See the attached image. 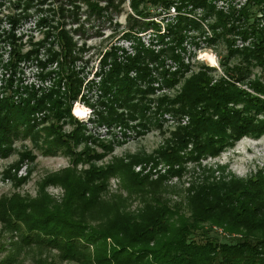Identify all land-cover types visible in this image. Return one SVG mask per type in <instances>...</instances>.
<instances>
[{
  "label": "trees",
  "instance_id": "trees-1",
  "mask_svg": "<svg viewBox=\"0 0 264 264\" xmlns=\"http://www.w3.org/2000/svg\"><path fill=\"white\" fill-rule=\"evenodd\" d=\"M11 1L26 18L32 0ZM64 1L74 10L77 8L75 0ZM82 1L87 14L96 18L103 9H115L123 2L117 0L113 6V0ZM100 1H104L101 7L97 5ZM213 1L178 0L175 10L192 13L194 20L175 14L171 21L163 19V33L158 34L157 23L143 22L149 15L145 8L164 11L170 2L128 0L127 8L132 13L126 20H141L144 28L154 31L157 43L164 45L153 53L133 33L124 32L122 38L135 40L132 56L125 55L120 47L105 51L99 61V73L106 63L108 68L100 76L98 90L110 97L106 101L95 98L102 110L94 113L98 122L106 125L126 126L127 121L133 122L130 130L140 136L152 126L160 130L158 117L164 113L176 122L171 131L165 129L166 136L150 153L139 151L111 157L106 162L101 160L111 152L110 143L84 136L81 125L75 124L68 114L79 80L65 66L74 58L69 54L74 43L66 29L53 23L52 18H34V27L46 25L47 21L52 24L47 23L40 40L31 43L28 37L29 48L21 52V35L15 33L13 26L19 17L7 16L9 26L0 34V45L6 48V61L1 67L9 66L13 73L16 63L34 58L38 51H43L49 62L58 57L61 61L56 64L58 73L53 80L57 88H51L46 95L35 98L26 93L17 104L11 97L0 99V159L9 154L17 134L31 135L35 142L40 131L44 145L41 154L52 157L57 153L68 159L65 167L42 175L35 182L32 196L15 191L31 173L27 167L25 176L15 177V171L35 159L27 148L18 151L17 160L0 172L1 180L6 179L13 189L0 195V232L8 238L7 245L1 246L6 249H2L0 264H17L15 256L28 258L29 264H264V165L254 168L245 178L226 172L222 175L225 166L200 169L199 175L182 187L181 199L175 202H170L166 195L169 189L164 186L168 177L180 178L185 163L199 167L198 160L216 157L238 139L264 136V22L259 21H264V0H243L239 7L230 4L226 9L215 8ZM37 2V13L44 10L46 14L63 16V3L51 8V3ZM194 9L200 13L196 15ZM202 25L210 39L204 35ZM189 31L195 36L188 35ZM48 36L52 40L47 43ZM163 36L169 39L167 43ZM201 37L208 43L217 39L222 42L225 55L219 62V76L213 77L212 69L201 64L191 70L182 65L178 54L172 53L176 47L184 51L181 43L185 38H190L195 46L193 41ZM236 38L242 43L247 41L246 46L236 48ZM52 43L57 52L52 50ZM116 51L123 55L119 61ZM162 57L177 62L178 68L169 73L162 71L160 81L168 89L177 86V90L171 97L163 94L153 99L147 64H158ZM129 72H134L133 78L127 76ZM61 79L64 89L59 92ZM137 80L146 86L140 89ZM151 102L153 109L149 110ZM39 111L43 113L40 121L29 124ZM182 117L184 124L178 122ZM44 122L45 126L36 129L37 124ZM65 122L73 128L62 134L61 125ZM87 139L92 141L91 147L86 146ZM148 162L169 167L153 180H148L147 174L133 173L131 166ZM110 178L117 180L123 195L108 192ZM48 187H57L59 193L47 194ZM133 201L138 205L129 210Z\"/></svg>",
  "mask_w": 264,
  "mask_h": 264
},
{
  "label": "rangeland",
  "instance_id": "rangeland-1",
  "mask_svg": "<svg viewBox=\"0 0 264 264\" xmlns=\"http://www.w3.org/2000/svg\"><path fill=\"white\" fill-rule=\"evenodd\" d=\"M38 0H32V6L28 10L26 18H24L19 10L15 8V5L12 4L11 0H0V34L1 31H5L6 27L9 26L8 18L10 15L19 17V21H17L14 26V31L17 35H21L20 42L22 45L21 52H25L29 45L27 41L33 43L34 41H38L39 35L46 30L47 23H51V21H47L46 25L34 27L32 24V20L34 18H45L48 17L47 20H53V23L61 24L60 28L66 29L67 35L70 37V41L74 43V47L70 48V56L72 61H69V64L65 63V66L69 68L75 75V77L79 80V88L77 95L71 103H69L68 114L71 116L70 118L74 121L75 124L81 125L83 128V135L90 138L91 140L99 141L103 144H109L112 146L111 152L101 160V162L109 161L111 157L119 158L123 157L125 154H134L137 152L150 153L151 150L156 147L166 136L165 129L171 131L174 122L172 117L168 116V113H164L158 117V122L161 125L160 130L154 129L152 126L147 132H145L142 136L135 134L133 132L132 126L133 122L127 121L126 126L120 124H109L106 125L104 123H99L97 120V114L94 113V110L97 112L102 109L98 108L95 104L97 99L102 101H106L107 98L110 97L109 93L104 95L98 90L99 88V80L102 73L106 72L108 68V64L102 66L101 72L99 73V61L104 57L105 51L110 50L113 47L121 48L125 55L132 56V45L135 40L133 39H124L122 38V34L126 31L134 34L137 40L142 43L143 47H149L153 53H155L158 49H160L164 44H158L157 40H155L154 31L151 30V27L144 28L141 24L146 22V20H151L154 23H157L160 27L158 34L163 33V25L161 24L163 19L171 21L175 14L185 16L186 18H194L192 17V13H187L186 11L181 10L178 12L175 10V6L178 5V0H168L170 5L166 10H162L160 8L152 9L149 7L145 8V11L149 13L146 16V19L131 22L126 20L127 15H131L132 12L127 8L128 0H123L122 3L117 5L115 9H103L101 12V16L96 18L93 14H87L86 8L82 0H75V5L77 8L75 10L71 8L67 2L64 0L57 1L56 3L52 0H44L45 5L49 3L51 8L59 3H63V16L59 17L56 13L51 14L43 12L37 13L34 9V6H37ZM115 1L113 0V6L115 5ZM243 0H215L213 1L214 7L220 9H226L227 5L234 4V7H239ZM104 1H100L97 5L102 6ZM190 5H188L185 9L188 10ZM45 7V6H44ZM42 7V8H44ZM226 11V10H223ZM193 13L199 14V9H194ZM53 16V17H52ZM194 20V19H193ZM259 21L263 23L262 18H259ZM260 23V24H261ZM52 24V23H51ZM33 25V26H32ZM204 29V35L210 39V35L207 32V29L204 25H202ZM189 34L195 33L193 31H189ZM30 37V39H28ZM28 39V40H27ZM167 43L169 39L167 37L162 38ZM52 40L51 36H48L47 43ZM190 38H185L183 43H181V47H183V52L179 51V48L176 47L173 49L172 53L175 55L178 54L182 65L190 66L191 70H196V65L201 64L208 66L212 69L211 74L213 77L219 76L220 73V65L219 62L225 55V51L223 49V45L220 39H217L214 42H205V39L196 38L194 42L195 46L190 43ZM46 43V42H45ZM247 41L241 42L238 38L234 40L233 45L236 48L241 46H246ZM53 44V43H52ZM78 47L81 48L78 49ZM52 50L57 52L56 45H52ZM6 48H3L0 45V99L5 97H11L12 102L19 103V99L22 97H26V93H30L33 97L46 95L51 88H57L53 86V80L57 77V62L61 61V58H57L56 61H48L45 60L46 54L43 51H38L34 58L28 57L27 59H21L15 65V69L13 73H10L9 66L6 68L1 67V64L6 61ZM117 55V61L122 59L120 51L115 52ZM44 61V62H43ZM233 60L230 61L232 63ZM177 62L162 57L159 63H151L148 62L147 68H149V85L152 88L151 97L153 99L161 97L163 94L171 97L174 93V90H177V86H174L173 89H168L164 84L160 81V73L166 70V73L175 71L177 67ZM252 73H255L253 70ZM188 73H186L187 75ZM185 75V76H186ZM129 78L134 77V72H129L127 74ZM62 80L58 83V91L61 92L64 87L62 86ZM139 85V88L142 89L146 86V83L143 81H136ZM88 102V103H87ZM89 107L87 104L92 105ZM87 103V104H86ZM79 108L80 112H77L76 109ZM153 109V102L149 104V110ZM76 111V112H75ZM42 112L34 113L31 117L29 124L37 123L43 117ZM178 122L185 123V117L178 119ZM183 123V124H184ZM47 122H44L42 125L37 124L36 129L42 126H45ZM73 125H69V123L65 122V124L61 125L62 134H66V132L71 131ZM120 131V132H119ZM123 131V132H122ZM161 131H165L163 136L160 135ZM122 132V133H121ZM126 135H125V134ZM41 131L38 133V138H36L35 142L32 141V136L25 134L21 137L20 133L17 134L16 138L12 140L11 151L5 157L0 159V172L11 162H15L17 159L18 151L27 148L29 152L34 156V161L29 165L25 164L20 165L19 168L15 171V177L25 176V169L28 167L30 175H28L25 183L20 186L18 190H15L18 194H29L32 196L34 190L36 188L35 182L39 180L42 175H46L47 173L53 172L54 170H59L67 165L66 157H62L59 154L55 153L52 157L43 156L41 154V149H43L44 145L41 143L42 139ZM90 139L85 140L86 146L91 147L92 141ZM80 144L76 146L74 149L78 151L80 148ZM199 167L196 165H191L190 163H185V169L183 170L179 179H176L174 176L168 177L167 182L164 186L166 189H169L167 192V196L170 202H175L181 199L180 190L182 187H186V185L191 181V179L195 178L196 175H199L200 169H211L216 168V166H225L222 170L226 174H230L233 177H241L245 178V176L253 171L254 168H260L264 165V136L259 139H249L242 138L238 139L230 149H224L222 153L218 154L216 157H206L202 160H198ZM168 165H163L161 163H157L152 166L150 162L146 164H138L131 166L133 173H137L139 175L147 174L148 180H153L158 175H163L164 172L168 169ZM177 167L175 165L172 166V169L175 170ZM217 173H214L213 176H216ZM1 176V173H0ZM109 187L108 192L118 191L123 195L121 189H118V183L116 179L110 178L108 180ZM12 187L9 186V183L6 179L1 180L0 178V195H7L12 192ZM172 191L174 193H172ZM45 192L51 196L59 193L57 187H48L45 189ZM137 202L133 201L128 205L129 210H132L135 206H137ZM8 242V238L6 235H3V232H0V247L6 246ZM2 247L0 248V256L4 255L2 251ZM4 248L3 250H5ZM19 256V255H18ZM17 264H29L28 258L24 256H15ZM59 264H74V263H59Z\"/></svg>",
  "mask_w": 264,
  "mask_h": 264
},
{
  "label": "bare ground",
  "instance_id": "bare-ground-1",
  "mask_svg": "<svg viewBox=\"0 0 264 264\" xmlns=\"http://www.w3.org/2000/svg\"><path fill=\"white\" fill-rule=\"evenodd\" d=\"M76 111L81 113V111H80V109H79V108H77V109H76ZM76 111H75V112H76Z\"/></svg>",
  "mask_w": 264,
  "mask_h": 264
},
{
  "label": "built area",
  "instance_id": "built-area-1",
  "mask_svg": "<svg viewBox=\"0 0 264 264\" xmlns=\"http://www.w3.org/2000/svg\"><path fill=\"white\" fill-rule=\"evenodd\" d=\"M119 132H120V131H119ZM122 132H123V131H122ZM122 132H121V133H122ZM124 134H125V133H124ZM125 135H126V134H125Z\"/></svg>",
  "mask_w": 264,
  "mask_h": 264
}]
</instances>
